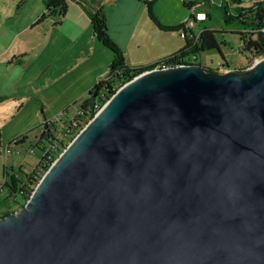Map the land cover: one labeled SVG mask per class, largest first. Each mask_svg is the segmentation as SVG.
<instances>
[{
  "label": "water",
  "instance_id": "95a60500",
  "mask_svg": "<svg viewBox=\"0 0 264 264\" xmlns=\"http://www.w3.org/2000/svg\"><path fill=\"white\" fill-rule=\"evenodd\" d=\"M0 264H264V58L122 84L0 215Z\"/></svg>",
  "mask_w": 264,
  "mask_h": 264
},
{
  "label": "rangeland",
  "instance_id": "374dc122",
  "mask_svg": "<svg viewBox=\"0 0 264 264\" xmlns=\"http://www.w3.org/2000/svg\"><path fill=\"white\" fill-rule=\"evenodd\" d=\"M183 1L184 0H157L153 4L152 12L161 21H163L162 19H177L180 16L187 15L185 22L189 24L188 27H193L191 22L195 21L194 12L198 10L205 11L206 16L196 17L197 22L196 24L194 23V32L198 34L204 27L216 30L215 35L219 40L220 49L201 50L197 53V59L192 58V63L200 64L207 69H213L218 72H224L228 69L242 71L250 68L258 59L263 58L262 56H254L251 52L244 49V41L238 32L248 26L243 23L240 18L226 17V12L222 5L228 7L229 14L236 16L239 11L236 9L237 4H235V2L231 0H193L197 2L194 10L190 5H185ZM185 1L189 2V0ZM253 2L254 0H243L242 6H251ZM33 4L34 2L32 0L31 3L27 4L26 7L22 9V16L24 19L19 26L22 28L20 33L15 37V34L13 35L12 32L8 30L3 44V47L7 48L6 53H9L5 57L3 56L6 60L10 58L12 61L13 57L20 54L19 51L24 48H26L25 51L26 54H28L19 64L11 66V64L6 65L4 63L5 66H3L2 70L6 75L8 74L7 76L9 77H6V81L1 84V92L11 87V93H15V95L20 97L22 103H27L26 109L13 114V105H16L15 103L7 102V100H5V102H0V141L2 140V142H0V151L2 166L3 164H9L10 161L14 164L13 168L22 165L20 173L23 179L26 178L27 174L32 172L44 156L41 147L45 144H37L44 122L52 121L57 125L54 134L56 136H63L66 123H70L75 119L77 113L81 109L82 103L85 102L87 98V93H83L84 80L81 77V73L84 70L86 74L87 67L82 66L79 69H73L71 72L68 71L64 75H61L63 72L62 69H45V72H43V69H41L43 66V58H41L43 53L35 57L30 56L29 51L38 33L37 30L42 31V35L44 36L47 24L50 23L49 18L41 17L40 14V20L36 21L38 23L34 25L33 30L30 29L32 25L28 26L27 20L30 18L31 10L34 9ZM49 13L51 14H45L52 15L53 17L54 15H58L56 12L52 11ZM55 17L58 18L61 16L58 15ZM18 22H20V20H18ZM82 24L83 20L78 18L74 21V24L71 22L67 24V26H63L66 35L71 36L70 41H74L75 39L72 40V38L78 34V42H70L71 50L74 53L77 52L75 50L81 48L80 46H85L88 39L87 34L85 33L84 35L81 28L77 29V33L75 32V29L79 27V25L82 26ZM36 27H39V29ZM31 30L33 34H30ZM30 36L34 37L31 38ZM73 48L75 50H73ZM193 56L194 55L191 57ZM186 58L189 59V57ZM224 61H227L229 66L222 67L221 64ZM125 62H129L131 65L130 61L126 60ZM88 72L87 69V73ZM10 80L12 85L7 83V81ZM8 85H10V87H8ZM20 101L18 103H20ZM23 135L26 136L25 139L22 138ZM15 139H18L16 144L14 143ZM8 147L12 150L11 154L7 153ZM8 171L9 174L16 172L12 167H10ZM6 178L7 176H5V174L3 175L0 173V185L4 184ZM8 180L10 181V176H8ZM1 196H4V194L2 193Z\"/></svg>",
  "mask_w": 264,
  "mask_h": 264
},
{
  "label": "crops",
  "instance_id": "0c3cea01",
  "mask_svg": "<svg viewBox=\"0 0 264 264\" xmlns=\"http://www.w3.org/2000/svg\"><path fill=\"white\" fill-rule=\"evenodd\" d=\"M147 1L149 0H65L67 5L65 15L56 18L55 16H60L57 8L54 12L58 15H54L53 17L52 15L45 14H51L49 13L51 9L46 7L47 0H33L34 9L30 12L27 25H32L30 29L33 30L34 25L38 23L36 21L40 20L41 17L49 18L50 23L47 24L44 36L42 35V31L37 30L38 33L29 51L30 56L35 57L43 53L41 57L43 58V66L41 67L43 72H45V69H62L63 72L61 75H64L66 72H71L73 69H79L82 66L87 67L86 74L84 70L81 73V77L84 80L83 93H87V98H89V89L97 83L99 79L106 76L113 59V52L104 46L93 32L90 18L92 13L99 12L105 17L111 37L116 41L118 46L123 49L124 57L131 62V65L127 62L130 66H136L137 64L147 65L157 59L175 53L184 47L186 37L183 31L181 29L179 31L160 29V27L148 16ZM189 1L196 2L193 0ZM31 2L32 0H0V102H5V100H7V102L15 103L16 105H13V114L26 109L27 103H22L20 97L15 95V93H11L10 85H8V87H10L9 89L6 88L5 91L1 92V84L6 81V77H9L2 69L5 64H11V66L19 64L28 54H26V48H24L19 51L20 54L13 57L12 61L10 58L6 60L3 56L5 57L9 53H6L7 48H4L3 44L8 30L11 31L13 35L15 34V37L20 33L22 28L19 26L24 19L22 16V9ZM195 7L196 6H192L194 10ZM40 14L41 17L39 18ZM194 16V23L196 24V17L206 16L205 11H195ZM186 17L187 15L180 16L177 19H162L163 21L160 20V22L164 25H183L187 31L196 34V32H194V23L193 27H188L189 24L185 22ZM78 18L83 20V24L82 26L79 25V27L75 29V32L77 33V29L81 28L82 33L84 35L86 33L88 39L85 46H80L81 48L78 50L73 48V50L77 51L74 53L71 50L70 42H78V34L72 38V40L75 39L74 41H70L71 36L66 35L63 26L65 27L71 22L74 24V21ZM18 20H20V22H18ZM36 28L39 29V27ZM32 30L30 34H33ZM30 37L33 38L34 36ZM87 69L89 71L88 73ZM7 83L11 84V80L7 81ZM18 100L20 103H18ZM17 140L18 139H15L14 142ZM0 142H2V140ZM5 165L6 164H3L2 166L0 151V173L4 175L5 170L8 171L10 167L18 170L22 166L18 165V167L13 168L14 164L11 161L7 164L8 166ZM1 186L2 185H0V187ZM0 195H2V193Z\"/></svg>",
  "mask_w": 264,
  "mask_h": 264
},
{
  "label": "trees",
  "instance_id": "16d2710c",
  "mask_svg": "<svg viewBox=\"0 0 264 264\" xmlns=\"http://www.w3.org/2000/svg\"><path fill=\"white\" fill-rule=\"evenodd\" d=\"M156 1L157 0H149L146 2L149 17L162 30L179 31L181 29L186 37L184 47L175 53L157 59L147 65L130 66L125 62L123 49L118 46L116 41L111 37L105 17L99 12L92 13L90 18L95 36L104 46L113 52L110 68L106 76L99 79L97 83L89 89L88 93L90 97L82 103L81 109L77 113L75 119L70 123H66L63 136H56L54 134L57 125L52 121L44 122L42 131L38 137L39 141H37L38 145L45 144L41 147L44 154L42 160L45 156L50 154H53V158L59 156L67 144L74 139L80 129L85 127L94 114L97 113L96 104L103 106L107 99L110 98L122 84L126 83L128 80H132L142 71L150 70L154 67L176 66L183 63L196 64L192 63V58L197 59V53L199 51L219 48V40L215 35L216 30L204 27L198 34H192L187 31L183 25L175 26L161 23L152 12L153 4ZM231 1L237 4L236 9L239 13L236 16L228 13L227 6L222 5V7L226 12V17L240 18V20L248 26L238 32L244 41V49L251 52L254 56H262L264 58V0H254L251 6H242L243 0ZM183 2L185 5H190V7L197 4V2H187L185 0ZM46 4L48 9H51L52 12L57 8L61 17L65 15L67 8L65 0H47ZM192 55L194 56L191 57ZM186 57H189V59ZM221 65L222 67H227L229 63L224 61ZM208 70L213 69L208 68ZM22 138L25 139L26 136L23 135ZM14 143L16 144L17 142L15 141ZM40 164L41 162L35 166L31 173L26 175L25 179L22 178L20 173L22 170L21 167L12 174H9V171L5 170V176H7V178L4 184H2L4 196L1 197L0 195L1 216L8 215L26 204L35 185L39 182L40 177H38L36 171ZM8 176H10V181L8 180Z\"/></svg>",
  "mask_w": 264,
  "mask_h": 264
},
{
  "label": "built area",
  "instance_id": "2783aa9c",
  "mask_svg": "<svg viewBox=\"0 0 264 264\" xmlns=\"http://www.w3.org/2000/svg\"><path fill=\"white\" fill-rule=\"evenodd\" d=\"M189 21V20H187ZM194 23V21L191 22V25ZM264 29V28H263ZM180 65V64H179ZM171 66V65H170ZM97 109V112L99 111V108H96ZM7 153L8 154H11L12 153V150L11 148H7ZM57 158V157H56ZM56 158H53V154H50L48 156H45V158L41 161V164L38 165V170L36 171L37 172V175L38 177H41L45 174V172L49 169V167L51 166L52 163H54L55 159ZM40 163V162H39ZM39 179V180H40ZM3 187L1 186L0 187V194L3 193Z\"/></svg>",
  "mask_w": 264,
  "mask_h": 264
},
{
  "label": "bare ground",
  "instance_id": "6f19581e",
  "mask_svg": "<svg viewBox=\"0 0 264 264\" xmlns=\"http://www.w3.org/2000/svg\"><path fill=\"white\" fill-rule=\"evenodd\" d=\"M187 26V25H186ZM167 67V66H166ZM156 68V67H155ZM162 68V67H161ZM96 108H99V111L101 110L102 106H99V104H96Z\"/></svg>",
  "mask_w": 264,
  "mask_h": 264
}]
</instances>
